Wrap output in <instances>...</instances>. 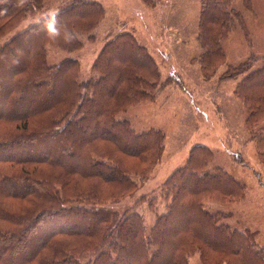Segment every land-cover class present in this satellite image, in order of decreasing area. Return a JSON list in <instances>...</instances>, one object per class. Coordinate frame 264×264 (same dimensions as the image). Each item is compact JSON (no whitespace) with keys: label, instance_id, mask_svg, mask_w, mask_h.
Masks as SVG:
<instances>
[{"label":"trees","instance_id":"trees-1","mask_svg":"<svg viewBox=\"0 0 264 264\" xmlns=\"http://www.w3.org/2000/svg\"><path fill=\"white\" fill-rule=\"evenodd\" d=\"M146 1V0H145ZM148 1V0H147ZM231 0H202L200 60L212 76L224 59L222 39L234 19ZM43 0H0V38ZM97 0H68L0 46V264H264L257 233L229 224L233 214L211 211L208 200L235 202L244 183L217 167L207 144L190 149L163 184L167 211L147 231L143 214L103 207L135 193L160 161L165 134L137 131L119 115L155 95L161 72L147 46L130 31L107 40L81 78V63L48 61V45L74 51L103 17ZM223 58V59H222ZM257 129L264 164V67L238 84ZM92 205V206H91Z\"/></svg>","mask_w":264,"mask_h":264},{"label":"rangeland","instance_id":"rangeland-1","mask_svg":"<svg viewBox=\"0 0 264 264\" xmlns=\"http://www.w3.org/2000/svg\"><path fill=\"white\" fill-rule=\"evenodd\" d=\"M68 0H43L42 8L29 14L18 26L0 38V46L24 29L56 13ZM104 14L97 26L81 35L83 45L66 51L48 45V61L65 57L81 63L82 79L93 75L92 64L107 40L123 31L132 32L147 46L161 72L155 95L131 105L119 115L129 119L137 131L151 127L165 134V148L146 180L138 175L135 193L103 205L119 212L144 215L147 231L167 211L163 184L188 159L196 144H207L213 159L205 171L217 167L233 174L245 186L238 201L208 200L211 211L231 212L233 227L250 228L264 245V164L257 155L260 132L246 125L248 110L236 92L238 84L253 70L264 67V0H231L243 22L234 19L231 31L222 39L224 59L212 76L205 75L201 59L200 13L202 0H97ZM92 206V205H91ZM190 264H204L200 253L189 257Z\"/></svg>","mask_w":264,"mask_h":264}]
</instances>
